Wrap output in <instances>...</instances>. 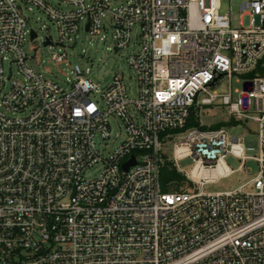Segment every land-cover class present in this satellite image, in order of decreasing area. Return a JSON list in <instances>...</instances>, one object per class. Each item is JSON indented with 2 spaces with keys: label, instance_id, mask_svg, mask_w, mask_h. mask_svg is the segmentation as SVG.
Masks as SVG:
<instances>
[{
  "label": "built area",
  "instance_id": "1",
  "mask_svg": "<svg viewBox=\"0 0 264 264\" xmlns=\"http://www.w3.org/2000/svg\"><path fill=\"white\" fill-rule=\"evenodd\" d=\"M34 10L58 31L46 47L109 27L114 49L137 46L127 58L135 86L117 73L100 90L64 53L52 60L66 65L65 85L37 71L25 48L39 38ZM221 10V0H0V264H264V74L251 76L264 68V0L233 8L248 28H232ZM235 76L245 78L236 98L211 90ZM212 105L253 114L257 156L225 127L181 131L192 110ZM112 119L124 135L107 150ZM170 141L188 183L164 192ZM230 155L243 162L237 171L252 160L257 174L206 192L236 172ZM195 168L218 174L194 177Z\"/></svg>",
  "mask_w": 264,
  "mask_h": 264
},
{
  "label": "rangeland",
  "instance_id": "2",
  "mask_svg": "<svg viewBox=\"0 0 264 264\" xmlns=\"http://www.w3.org/2000/svg\"><path fill=\"white\" fill-rule=\"evenodd\" d=\"M127 0H117V2H125ZM245 0H221L222 3V14H229L231 17L232 28H248L250 26V18L248 16H241L240 11H234L235 6H239ZM31 28L36 30L39 34V38L35 41L28 40L25 48L31 56L35 58L31 60L33 67L43 73L48 79L55 80L62 85H65L66 81V65L55 63L52 60V54L60 53L66 54L67 60L72 66L79 65L83 70L89 68L91 74L89 75L91 81L95 84H99V89L103 90L113 76L117 73L122 74L125 77L127 85L135 86V79L131 68L128 65L127 58L136 49L137 46L133 45L123 50H117L113 47L112 41V29L109 27L103 31L101 36L92 37L85 32L78 34L77 43L75 40L67 45L65 49L62 46H45L44 42L47 37L51 36L54 42L58 41V31L56 25L47 18L43 13L38 10L32 12L26 11ZM257 21V25H259ZM105 36V39L101 40V37ZM35 49L37 52L35 53ZM36 54V56H35ZM240 79V81H237ZM245 78L243 76H235L231 80L224 79L220 84V87L211 88L218 89L219 91H231L234 92L236 89L242 90ZM236 98L238 94L234 92ZM98 99V96L95 98ZM202 123L209 126L217 124L219 122H228L232 116L229 113V109L221 105L205 106L202 109ZM253 114L247 115V118L243 115L234 118L239 125L225 126L229 131L245 135L246 147L248 150L247 154L250 156H257L260 151V138L258 135L259 126L253 121ZM112 124V138L110 142L104 143L106 149L111 150L118 145L124 135V128L115 119L111 120ZM117 135L120 138H117ZM173 143L170 141L165 145V154L173 160ZM100 144V143H99ZM227 165L236 172L226 178H222L217 183L208 184L205 187L206 192H225L232 191L239 186L245 184L251 178H253L258 172V165L252 160H248L246 165L239 171L242 166V161L233 157L228 156L226 158ZM194 162L191 158L183 159L179 162V167L186 172L192 170ZM252 170V172H250Z\"/></svg>",
  "mask_w": 264,
  "mask_h": 264
},
{
  "label": "trees",
  "instance_id": "3",
  "mask_svg": "<svg viewBox=\"0 0 264 264\" xmlns=\"http://www.w3.org/2000/svg\"><path fill=\"white\" fill-rule=\"evenodd\" d=\"M257 73L264 74V68L261 65H259L258 69L251 76H254ZM239 124L240 123L236 122L234 117H232L228 122H219L217 124L207 126L202 123V116L200 115L199 111L192 110L186 127L181 131H186L192 128H200L202 130L220 129L225 126ZM160 182L164 192L181 191L182 188L188 183L185 174L177 169L173 160H171L167 154H164V163L160 171Z\"/></svg>",
  "mask_w": 264,
  "mask_h": 264
},
{
  "label": "bare ground",
  "instance_id": "4",
  "mask_svg": "<svg viewBox=\"0 0 264 264\" xmlns=\"http://www.w3.org/2000/svg\"><path fill=\"white\" fill-rule=\"evenodd\" d=\"M222 170V168L220 169ZM218 174V171H202L200 172L199 168H195L193 171V176H199V177H216Z\"/></svg>",
  "mask_w": 264,
  "mask_h": 264
},
{
  "label": "water",
  "instance_id": "5",
  "mask_svg": "<svg viewBox=\"0 0 264 264\" xmlns=\"http://www.w3.org/2000/svg\"><path fill=\"white\" fill-rule=\"evenodd\" d=\"M32 36H33V38H34V37L36 36V34H35V33H33V35H32ZM134 164H135V159H134V158H132V159H131V160H130L128 163H126V164H125V166H124V167H125V169H128L130 165H134Z\"/></svg>",
  "mask_w": 264,
  "mask_h": 264
}]
</instances>
